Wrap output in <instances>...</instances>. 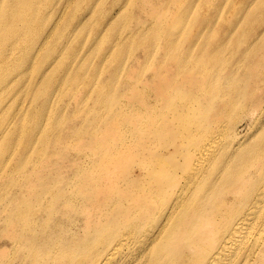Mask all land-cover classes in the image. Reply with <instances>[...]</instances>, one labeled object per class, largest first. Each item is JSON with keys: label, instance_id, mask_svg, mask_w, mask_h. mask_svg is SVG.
I'll list each match as a JSON object with an SVG mask.
<instances>
[{"label": "rangeland", "instance_id": "374dc122", "mask_svg": "<svg viewBox=\"0 0 264 264\" xmlns=\"http://www.w3.org/2000/svg\"><path fill=\"white\" fill-rule=\"evenodd\" d=\"M225 4L226 0H51V63L39 69L37 103L25 97L26 93L23 97L22 108L35 109L33 116H25L22 128L31 138L36 137L29 140L24 152L23 162L27 164L20 162V142L0 140V150L4 152L0 157V163H4L0 174V237L4 240H0V264H6L20 246L23 219L17 212L26 211L27 221L34 225L33 231H38L40 222L47 217L42 208L58 198L63 204L59 214L69 215L51 236V252L36 239L37 258L44 262L49 257L51 264L79 262L71 256L73 248L65 246L72 244L78 250L80 235L85 232L79 224L85 204L78 203V199L94 196V191L87 182L80 186L82 180H74L72 172L63 174L62 158L74 156L80 161V155L87 150L88 157L93 156L87 141H99L95 130L98 125L110 128L102 137L111 142V147L125 142L130 132L113 131L114 113L137 120L138 124L157 121L155 125L160 126L165 112L175 123L174 126L172 121L167 122L175 127V133L166 143L162 135L148 138L146 131L140 132V141L145 138L153 154L148 151L134 160L124 158L118 164L103 159L97 166H90L96 169L93 173H101V187L115 183L114 190L130 193L120 198L125 206L146 189L145 174L147 181H153L148 170L156 153L167 160L174 156L181 159L175 140L179 112L195 121L193 124L187 119L183 123L182 139L197 135L206 139L201 134L204 129L218 130L223 145L241 149L244 143H250L252 154H256L251 156L257 157V142L264 141V0H255L249 15L231 26L222 19ZM217 82L227 90L214 94ZM48 84V90L43 92ZM178 98H185L190 104L182 106L184 101ZM5 119L0 133L9 127V113ZM257 121L261 125L257 126ZM48 127L51 141L41 132ZM143 150L140 144L131 148ZM176 170L171 165L168 174ZM132 181L134 186H130ZM86 188L91 192L85 194ZM68 194L69 201L65 198ZM109 195L116 196V192L110 191ZM86 201L87 213L97 212L100 216V208L93 206L95 201ZM151 202L156 209L147 207L146 213L132 209L114 220L113 224L120 223L122 233H127L129 245L120 247L106 264L127 259L129 250L134 251L132 264H159L161 230L150 231L145 253H139L144 246L138 241L166 221L164 215L169 213L171 201L168 193L155 192ZM101 207L105 210L109 206ZM82 214L87 216L86 212ZM104 222L108 224L110 219L100 218L98 224L86 225L89 242L111 237L109 230L102 229ZM116 242L106 246L112 251L119 241ZM104 246L95 243L94 256ZM64 252L72 254L66 258L62 256ZM187 255L188 259L199 260L191 251ZM82 264L97 262L84 259Z\"/></svg>", "mask_w": 264, "mask_h": 264}, {"label": "bare ground", "instance_id": "6f19581e", "mask_svg": "<svg viewBox=\"0 0 264 264\" xmlns=\"http://www.w3.org/2000/svg\"><path fill=\"white\" fill-rule=\"evenodd\" d=\"M254 1L226 0L222 19L230 26L236 21L240 23L243 17L251 12L249 8ZM240 12L243 13L239 17ZM48 63H51V0H0V126L6 122V114H10L9 127L5 129V133H0V140L5 138L11 142H20L21 165L27 164L23 159L29 140L36 139L31 138V134L28 131L23 132L22 129L25 116H33L35 111L22 108L24 93L33 104L37 103L40 88L36 85V79L40 74L41 65ZM222 64L226 63L222 61ZM49 86L50 84L43 92L48 90ZM214 86V94L227 90L218 82ZM160 95L164 98L163 92H160ZM178 99H183L182 106L190 104L185 98ZM198 104L202 105L200 101ZM162 113L164 118L160 126L155 125L157 121L138 124L137 120L114 113L116 118L112 125L113 131L122 134L130 132L125 142H118L111 147V142L108 143L102 137L110 128L98 125L95 130L99 141H87L93 150V156L88 157L90 152L87 150L80 155V161L74 156L62 158L65 163L63 174L72 172L70 176L74 180L81 179L82 187L85 182L89 183L94 196L84 195L78 199V203L85 204L81 207L79 217V224L85 227V232L80 235L78 250L75 251L77 246L68 244L65 248H73V254L64 252L65 255H59L67 258L72 254L71 256L79 259L77 264H82L84 259L106 264L120 247L129 245L127 233H122L120 223L113 224L114 220L120 215L130 213L132 209H140L143 213L147 212V207L156 209V204L154 206L151 202L153 194L157 192L163 195L166 192L171 201L169 213L164 215L166 221L149 230L144 240H140L141 243L138 241V245L144 246L139 253L146 252L150 231L161 230L158 238L162 248L159 264H264V141L257 142V157H252L251 155H256L251 152L252 144L244 143L241 149L223 145L220 142L222 135L217 136L218 130L209 132L204 129L201 134L206 139H201L198 135L182 139L183 123L187 119L193 121V124L195 121L192 116H181L179 112L175 140L181 149V159L176 160L174 156L167 160L163 154L156 153L155 159L149 162L148 170L149 176L154 178L153 181H147L145 174L146 189L137 193L128 206H125L120 198L130 194L129 192L120 193L114 190L115 183L106 187L100 186L101 173L98 170L93 173L96 169L90 166H97L103 159H107L111 164H118L124 158L134 160L148 151L153 154L147 140L144 138L140 141V132L146 131L148 138L162 135L165 143L173 138L175 123L165 116V112ZM109 118L110 116L104 120ZM168 121H172L174 126L168 125ZM257 123L259 122H255L257 126L261 125ZM146 126L149 127L147 130ZM41 132L47 141H51V127L42 129ZM137 144L141 145L143 152L131 151ZM17 151L18 149L15 153ZM3 153V150H0V157H3ZM86 159H89L88 163ZM71 162L74 164H70ZM171 165L177 170L168 174ZM3 166L4 163L1 162L0 174L4 170ZM182 178L184 180L181 182ZM130 186H134V181ZM105 189L109 192L115 191L116 196L105 193ZM178 189L182 191L179 194L175 191ZM90 192L88 188L84 189L85 194ZM65 198L71 200L69 194ZM94 198L95 200H92ZM59 200L60 198L52 205L48 204L42 208L47 217L40 222L38 231H33L35 227L27 221L26 211L17 212L21 220L23 219V232L19 236L20 246L17 254H12L6 264H51L49 257L44 262L37 258L36 239H40L43 242L40 245L51 252V236L56 234L57 228L63 226L64 217L69 215L59 214L63 207ZM86 200L90 203L95 201L93 206L100 208V216L97 212L87 213L89 202ZM103 204L109 207L104 210L101 207ZM82 212H86L87 216ZM94 218L96 219L93 220ZM100 218L110 219L108 224L104 222L102 229L109 230L112 235L89 242L86 225L98 224ZM166 225L163 232L162 229ZM123 236L125 238L121 240ZM2 238L0 237V240L4 241ZM114 241L119 242L111 251L106 245ZM97 242L105 246L95 254L98 256H94L93 245ZM138 245L135 246L137 253L140 249L137 250ZM188 251L199 260L188 259ZM134 257V251L129 250L127 259L120 260L117 264H132Z\"/></svg>", "mask_w": 264, "mask_h": 264}]
</instances>
